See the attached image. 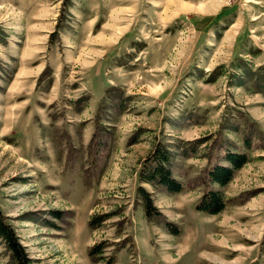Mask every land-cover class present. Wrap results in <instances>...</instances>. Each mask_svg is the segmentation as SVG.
<instances>
[{
	"label": "rangeland",
	"instance_id": "374dc122",
	"mask_svg": "<svg viewBox=\"0 0 264 264\" xmlns=\"http://www.w3.org/2000/svg\"><path fill=\"white\" fill-rule=\"evenodd\" d=\"M103 55L105 97L89 79ZM232 115L264 131V0H0V212L29 264H264L263 148L225 190L234 207L196 206ZM161 142L177 195L138 179ZM0 264H17L2 237Z\"/></svg>",
	"mask_w": 264,
	"mask_h": 264
},
{
	"label": "trees",
	"instance_id": "16d2710c",
	"mask_svg": "<svg viewBox=\"0 0 264 264\" xmlns=\"http://www.w3.org/2000/svg\"><path fill=\"white\" fill-rule=\"evenodd\" d=\"M234 119H236L234 121L235 123L232 121ZM246 120L241 115L239 117H233L232 115V118L226 120L218 131L219 137H217V141L212 146L213 149L208 160L209 164L201 174V177L203 176L202 178H205V183H202L203 187H205V193L196 206L197 210L204 215L217 216L227 208L230 202L226 198V188L233 183V180L237 177L236 175L250 163L253 154L262 148L264 149L263 129L259 130L251 119ZM225 133L236 134L241 138L240 143L236 144L225 139ZM204 141L197 140L193 144L194 146L186 144L182 149V157L189 160L196 156L198 153V149H196L198 148L197 145L200 146ZM174 158L175 155L167 144L163 142L157 144L153 153L142 164V168L138 174L140 183L142 185L150 184L169 195L182 193L184 185L173 175L172 163ZM137 193L141 197V202L145 208L146 218L148 220L162 217V213L155 206L152 193L147 192L142 186H139ZM255 196H257L256 192H248V194L240 198L241 203H245ZM108 219V214L92 217L89 222V227L91 229L100 228ZM167 226L173 227L170 223H167ZM0 237L8 243L9 248L17 260V264L30 263L13 229L8 225L6 226L3 222L1 212ZM104 249L103 244H98L94 245L90 250V257L95 263H99L104 259ZM113 262L114 256L108 259L107 264H113Z\"/></svg>",
	"mask_w": 264,
	"mask_h": 264
},
{
	"label": "crops",
	"instance_id": "0c3cea01",
	"mask_svg": "<svg viewBox=\"0 0 264 264\" xmlns=\"http://www.w3.org/2000/svg\"><path fill=\"white\" fill-rule=\"evenodd\" d=\"M105 57L106 56H102V58L99 60V61H97L96 63H94L93 64V72H92V74L90 75V81H92L91 82V84H92V92L94 91V89H95V83L96 82H99V83H101V81L102 80H100V79H102L103 78V82H104V86H103V95H104V97H105V94H106V90L110 87V84H112V83H110V81L106 78V72H105V70H106V63L109 61V58L110 57H107L108 58V60L107 59H105ZM106 79V80H105ZM231 185V184H230ZM229 185V186H230ZM256 197V196H255ZM254 197V198H255ZM227 198V197H226ZM227 200L230 202L229 204H228V206H227V208L223 211V212H221L220 213V215L222 214V213H224L228 208H232V207H234L235 206V204H233V202H235V200L232 202L230 199H228L227 198ZM250 200H248L247 202H245L246 204L249 202ZM245 203H242L241 204V202H240V204L238 205V206H245ZM220 215H217V216H212V217H214L215 219L217 218V217H219ZM210 216V215H209ZM264 241V240H263ZM264 243V242H263ZM262 248L264 249V246H262ZM259 257V256H258ZM258 257H252V255L250 254V256H246V258H245V261L247 262V263H250V262H253V261H255ZM224 260V258L223 257H221V259H220V261L221 260ZM235 258H233L231 261H233ZM262 259V258H261ZM263 260V259H262Z\"/></svg>",
	"mask_w": 264,
	"mask_h": 264
}]
</instances>
